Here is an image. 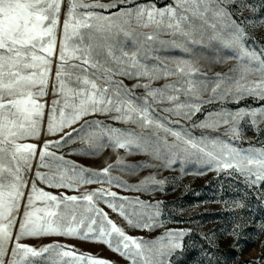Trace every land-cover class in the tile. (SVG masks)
Masks as SVG:
<instances>
[{"label": "snow or ice", "instance_id": "6c2138e0", "mask_svg": "<svg viewBox=\"0 0 264 264\" xmlns=\"http://www.w3.org/2000/svg\"><path fill=\"white\" fill-rule=\"evenodd\" d=\"M247 6L245 0H172L160 8L136 0L109 4L0 0V264H5L6 256L8 264H112L79 253L72 245L24 244L25 237L64 236L103 243L130 264H171L173 253L182 249V239L190 230L166 229L153 239L135 237L100 207L103 203L131 228L148 232L162 228L161 202L120 196L111 188L150 191L164 180L150 174L132 186L112 176L111 171L124 164L121 156L98 171L69 161L57 155L68 137L98 149L110 146L113 152L124 149L148 156L149 163L136 169L167 166L179 159L217 172L233 170L252 186L264 183V149L241 150L232 143L240 138L239 121L248 117L258 127L264 122V110L222 108L192 120L206 103L239 102L246 96L264 100V49L246 45L243 22L234 18L242 16ZM114 8L118 11L108 15L96 11ZM145 29L151 31H140ZM165 36L170 39H162ZM165 47L188 58L176 59L170 67L157 55ZM198 48L210 49L213 55L227 50L231 53L227 59L238 63L228 73L208 77L192 59ZM257 73L259 79H250ZM174 76L182 78L153 87L156 81ZM125 79L135 83L129 87ZM50 83L56 98L49 105L44 98ZM137 89L143 91L137 94ZM46 108L47 134L72 131L59 140L28 142L39 139ZM89 116H105L134 128L112 127L86 119ZM81 121L80 128L73 127ZM221 127L230 139L193 132H215ZM34 162L35 179L29 184ZM124 170L135 172L128 166ZM37 182L77 193L84 185L101 187L79 195H57Z\"/></svg>", "mask_w": 264, "mask_h": 264}, {"label": "rangeland", "instance_id": "374dc122", "mask_svg": "<svg viewBox=\"0 0 264 264\" xmlns=\"http://www.w3.org/2000/svg\"><path fill=\"white\" fill-rule=\"evenodd\" d=\"M88 2H91V0H88ZM101 2L109 4L113 0H101ZM136 3H155L156 7L160 8L172 3V0H136ZM245 3L248 6L243 9V15L237 14L234 18L238 22H243V27L247 33L246 45L259 51L264 49V0H245ZM120 7L124 6L121 5ZM229 7L235 11L234 6L229 5ZM96 11L108 15L109 12L115 13L118 9H110L108 12L102 9H96ZM63 19L64 12L62 10L61 22H63ZM162 39L167 40L170 38L165 36ZM129 43L131 42L129 41ZM157 55L162 57L164 63L170 67L173 66L174 60L188 58L187 54L170 47L159 50ZM230 55L231 53L227 50L213 55L210 49L198 48L192 59L198 62L197 67L201 68L208 77H213L216 73H228L230 69L237 65L238 62L235 59H227ZM56 63L55 58H53V77L56 72ZM148 63L151 64L153 61L149 60ZM181 78L180 76H174L168 80L161 79L156 81L153 87H162L165 83H175ZM259 78L258 73L250 77V79ZM121 79L123 78L121 77ZM124 83L131 87L135 81L125 79ZM136 91L139 94L143 90L137 89ZM55 98L50 83L48 95L44 99L50 105ZM206 99L207 96H205ZM222 108L227 111H235L237 109L264 110V100L254 96H246L240 99L239 102L229 99L219 103H206L201 112L197 113L192 120L199 121L208 111H219ZM158 115L164 116L166 114L158 113ZM47 119L48 110L46 108L44 127L41 130L39 139H33L28 142L39 145L45 140H59L64 135V132L72 131L71 128H66L62 133L49 135L45 130ZM86 119L90 121L100 120L112 127L121 129L134 128V125L117 123L105 116H89ZM257 119L259 120V117ZM82 123L83 121L73 125V127L78 129ZM136 131L140 130L136 129ZM202 131L205 135L219 137L224 140L230 139V137L223 136L224 127L215 132L193 129L194 134L197 136ZM239 131L240 138L232 140V143L237 148L241 150L249 148L264 149V122H260L257 127L252 124L248 117H245L239 121ZM73 135L75 136V133ZM67 140L68 142L57 151V155H64L67 160L74 161L85 168L98 171L107 166L108 163H115L116 157L121 156L124 158V164L119 168H114L111 171L112 176L120 177L132 186H135L141 179L150 174L155 175L158 180L165 181L162 186L152 185L150 191H126L114 186L111 188L112 191H116L120 196L139 197L153 204L161 202L160 219L164 222V227L162 228L158 227L151 232L131 228L116 213L106 208L103 203L100 204V207H103L113 220L123 226L129 235L135 237L143 236L147 239H153L163 234L166 229L190 230L182 239V249L176 250L171 256V264H264V183L259 186H252L246 183L244 178L233 170L217 172L208 170L200 164L194 162L185 163L179 159L174 164L167 166L136 169V165L149 163V157L138 154L135 151L129 153L124 149L113 152L110 146H105L102 149L94 146L90 147L79 139L73 140L72 137H68ZM85 149H88V152ZM90 152H95V154H89ZM153 163L159 164L160 162ZM125 166L135 169V172L124 170ZM35 171L36 163L34 162L32 172L28 174L29 184L35 179ZM40 171L47 170L40 169ZM202 172L205 174H200ZM37 183L38 187L57 195L61 192L68 195H79L101 187V185L96 183L84 185L80 188V192L77 193L63 188H48L44 184ZM104 186L107 187V185ZM238 205L243 206L240 207ZM23 210L22 205L21 216L23 215ZM19 223L18 219L17 229ZM21 242L36 247L54 242L62 245H72L79 253L92 254L107 259L112 264H130L128 260L110 250L103 243L64 236L25 237ZM10 252L11 246H9ZM8 259L9 257L6 256L5 264H8Z\"/></svg>", "mask_w": 264, "mask_h": 264}]
</instances>
